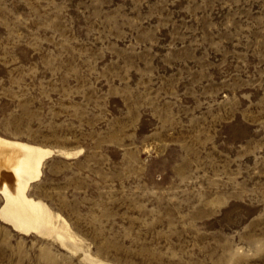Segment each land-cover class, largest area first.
Instances as JSON below:
<instances>
[{
  "label": "rangeland",
  "instance_id": "rangeland-1",
  "mask_svg": "<svg viewBox=\"0 0 264 264\" xmlns=\"http://www.w3.org/2000/svg\"><path fill=\"white\" fill-rule=\"evenodd\" d=\"M0 135L79 242L0 264H264V0H0Z\"/></svg>",
  "mask_w": 264,
  "mask_h": 264
},
{
  "label": "bare ground",
  "instance_id": "bare-ground-1",
  "mask_svg": "<svg viewBox=\"0 0 264 264\" xmlns=\"http://www.w3.org/2000/svg\"><path fill=\"white\" fill-rule=\"evenodd\" d=\"M52 153L49 147L0 135V193L4 198L0 217L18 230L49 236L75 249L78 238L66 219L43 200L28 194L29 186L40 178L44 161Z\"/></svg>",
  "mask_w": 264,
  "mask_h": 264
}]
</instances>
